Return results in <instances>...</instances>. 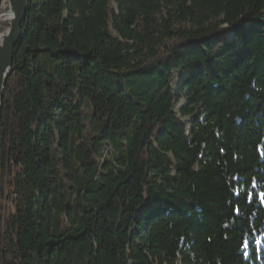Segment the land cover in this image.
Wrapping results in <instances>:
<instances>
[{"label": "trees", "instance_id": "trees-1", "mask_svg": "<svg viewBox=\"0 0 264 264\" xmlns=\"http://www.w3.org/2000/svg\"><path fill=\"white\" fill-rule=\"evenodd\" d=\"M0 264H264V0H30Z\"/></svg>", "mask_w": 264, "mask_h": 264}, {"label": "water", "instance_id": "water-1", "mask_svg": "<svg viewBox=\"0 0 264 264\" xmlns=\"http://www.w3.org/2000/svg\"><path fill=\"white\" fill-rule=\"evenodd\" d=\"M30 0H3L0 11V122L3 98L8 79L13 73L16 50L22 38V28L29 10Z\"/></svg>", "mask_w": 264, "mask_h": 264}, {"label": "rangeland", "instance_id": "rangeland-1", "mask_svg": "<svg viewBox=\"0 0 264 264\" xmlns=\"http://www.w3.org/2000/svg\"><path fill=\"white\" fill-rule=\"evenodd\" d=\"M4 25H5L4 23H3V24H1V28H3V29H4V28H5V26H4Z\"/></svg>", "mask_w": 264, "mask_h": 264}]
</instances>
